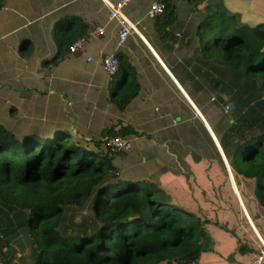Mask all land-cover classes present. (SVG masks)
Wrapping results in <instances>:
<instances>
[{
  "label": "crops",
  "instance_id": "obj_1",
  "mask_svg": "<svg viewBox=\"0 0 264 264\" xmlns=\"http://www.w3.org/2000/svg\"><path fill=\"white\" fill-rule=\"evenodd\" d=\"M118 1L0 0V125L17 136L63 127L87 141L105 142L111 134L130 140V152L114 159L121 178L153 184L178 206L211 218V243L199 242L196 264H250L264 246L255 226L260 221L264 235V208L249 189H220L229 170L219 145L227 125L214 116L215 94L196 71L197 13L176 0V27L160 34L147 16L151 0H130L123 13L138 35L118 48V25L107 19ZM222 1L242 23L264 25V0ZM74 18L104 33L82 37L84 49L71 54L68 48L56 61L55 34L72 29ZM115 49L128 57L139 85L123 109L114 103L120 76L109 78L100 62ZM8 242L0 247V264H24L28 250L17 236Z\"/></svg>",
  "mask_w": 264,
  "mask_h": 264
},
{
  "label": "trees",
  "instance_id": "obj_2",
  "mask_svg": "<svg viewBox=\"0 0 264 264\" xmlns=\"http://www.w3.org/2000/svg\"><path fill=\"white\" fill-rule=\"evenodd\" d=\"M158 1L164 5L155 19L161 34L176 27L177 5ZM180 1L197 13L192 21L196 71L215 94L214 116L227 125L219 145L230 176L237 189H249L264 206V25L242 23L222 0ZM71 22L72 29L55 34L56 61L89 35V25L76 18ZM117 58L114 103L123 109L139 85L128 57ZM121 154L111 153L106 141H87L63 127L17 136L0 125V247L17 236L28 250L24 264L197 261L211 218L178 206L153 184L121 178L114 165ZM228 177L225 171L220 189H232ZM72 210L86 218L69 222Z\"/></svg>",
  "mask_w": 264,
  "mask_h": 264
},
{
  "label": "built area",
  "instance_id": "obj_3",
  "mask_svg": "<svg viewBox=\"0 0 264 264\" xmlns=\"http://www.w3.org/2000/svg\"><path fill=\"white\" fill-rule=\"evenodd\" d=\"M130 0H119L114 5H111L108 8L107 19L109 21H114L118 25L117 31V47L122 46L128 37L137 36L138 30L136 25L130 23L128 19L125 17L123 11L125 7L129 4ZM164 12V5L158 0H151L149 11L147 13L148 18L156 19L160 17ZM104 33V29L102 27H94L89 36L91 38L99 37ZM86 44L85 38H80L76 40L70 47L69 51L71 54H75L82 49H84ZM118 49H115L112 54L100 57V62L104 71L106 72L109 78H113L119 68V61L117 58ZM213 100V98L211 99ZM230 108L229 106H225L223 108V113L228 114ZM195 115L202 119L198 110L194 108ZM231 123V121H230ZM106 147L113 154L127 153L132 149V143L130 140L113 137L106 139ZM187 264H196V261L187 263ZM250 264H264V246L258 251L256 257L250 262Z\"/></svg>",
  "mask_w": 264,
  "mask_h": 264
},
{
  "label": "rangeland",
  "instance_id": "obj_4",
  "mask_svg": "<svg viewBox=\"0 0 264 264\" xmlns=\"http://www.w3.org/2000/svg\"><path fill=\"white\" fill-rule=\"evenodd\" d=\"M185 96V95H184ZM193 95H192V91L190 90V89H188V93H187V95L185 96V98H186V100H188V102H190L189 100H190V98L192 97ZM190 97V98H189ZM190 104H192L191 102H190ZM227 166H228V164H227ZM229 170H230V168H229ZM228 170V178H229V180L231 179L232 180V182H231V180H230V183H231V187H232V189H237L236 188V185H235V181H234V179H233V177L232 176H230V174L232 175V171L230 170L229 171ZM241 184V183H240ZM239 189H241V187L239 188ZM260 202V204H261V200L259 201ZM264 208V206L261 204V209H263ZM85 213L83 212V213H81V212H78V211H74V210H72V211H69L68 212V215H67V220L70 222V220H72V221H75V223H79L78 221L79 220H81V218H82V216L84 217V218H86L85 217ZM259 225H260V221H256L255 222V226H256V228L258 229V232L260 233V235L262 236V237H264V235H263V233L261 232V230H260V228H259ZM259 238V237H258Z\"/></svg>",
  "mask_w": 264,
  "mask_h": 264
},
{
  "label": "water",
  "instance_id": "obj_5",
  "mask_svg": "<svg viewBox=\"0 0 264 264\" xmlns=\"http://www.w3.org/2000/svg\"><path fill=\"white\" fill-rule=\"evenodd\" d=\"M229 108H230V110H232V109H233V105H232V104L229 105ZM208 243H209V244L211 243V242H210V239H208L207 237H205V238L203 239V242H202V246H203V248H206Z\"/></svg>",
  "mask_w": 264,
  "mask_h": 264
},
{
  "label": "clouds",
  "instance_id": "obj_6",
  "mask_svg": "<svg viewBox=\"0 0 264 264\" xmlns=\"http://www.w3.org/2000/svg\"><path fill=\"white\" fill-rule=\"evenodd\" d=\"M228 170V169H227Z\"/></svg>",
  "mask_w": 264,
  "mask_h": 264
}]
</instances>
